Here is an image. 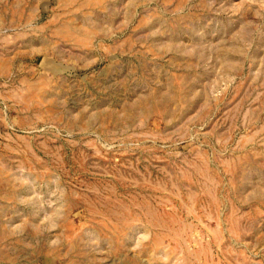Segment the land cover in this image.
I'll use <instances>...</instances> for the list:
<instances>
[{
  "label": "rangeland",
  "instance_id": "obj_1",
  "mask_svg": "<svg viewBox=\"0 0 264 264\" xmlns=\"http://www.w3.org/2000/svg\"><path fill=\"white\" fill-rule=\"evenodd\" d=\"M0 264H264V0H0Z\"/></svg>",
  "mask_w": 264,
  "mask_h": 264
}]
</instances>
